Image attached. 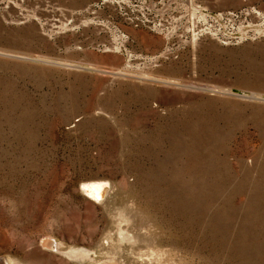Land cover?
I'll list each match as a JSON object with an SVG mask.
<instances>
[{"label": "rangeland", "instance_id": "rangeland-1", "mask_svg": "<svg viewBox=\"0 0 264 264\" xmlns=\"http://www.w3.org/2000/svg\"><path fill=\"white\" fill-rule=\"evenodd\" d=\"M2 261L264 264V0H0Z\"/></svg>", "mask_w": 264, "mask_h": 264}, {"label": "bare ground", "instance_id": "bare-ground-1", "mask_svg": "<svg viewBox=\"0 0 264 264\" xmlns=\"http://www.w3.org/2000/svg\"><path fill=\"white\" fill-rule=\"evenodd\" d=\"M112 189V182L107 178H102L95 181L86 182L83 186V192L87 195L90 199L96 202H104L106 198L109 196L110 191ZM45 247L52 249H56L55 251H59L61 254H65L71 258H85L84 252L82 250H70L65 251L61 248L60 243H58L53 237L47 238L43 242ZM65 251V252H64ZM0 264H9L6 261H2Z\"/></svg>", "mask_w": 264, "mask_h": 264}, {"label": "water", "instance_id": "water-1", "mask_svg": "<svg viewBox=\"0 0 264 264\" xmlns=\"http://www.w3.org/2000/svg\"><path fill=\"white\" fill-rule=\"evenodd\" d=\"M239 93L241 92L240 90H237Z\"/></svg>", "mask_w": 264, "mask_h": 264}]
</instances>
